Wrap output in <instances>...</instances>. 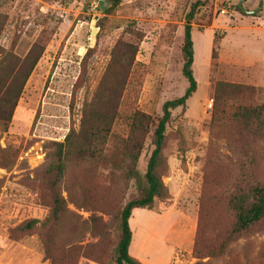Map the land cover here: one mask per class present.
<instances>
[{"label":"rangeland","instance_id":"374dc122","mask_svg":"<svg viewBox=\"0 0 264 264\" xmlns=\"http://www.w3.org/2000/svg\"><path fill=\"white\" fill-rule=\"evenodd\" d=\"M192 6L196 91L170 110L158 168L168 196L131 211L129 253L141 264H196L200 211L206 234L210 225L231 227L227 198L238 154L227 142L230 121L215 126L211 115L216 98L227 111L241 95L219 84L252 87L242 93L264 103V0H0V66L9 53L23 57L36 39L45 43L0 130V264L115 263L119 215L137 194L126 175L127 154L137 152L129 141L133 115L151 122L136 162L143 174L162 104L188 86L181 47ZM122 64L111 134L93 154L64 149L56 179L55 143L79 132L109 65L119 71ZM202 261L264 264V222Z\"/></svg>","mask_w":264,"mask_h":264},{"label":"trees","instance_id":"16d2710c","mask_svg":"<svg viewBox=\"0 0 264 264\" xmlns=\"http://www.w3.org/2000/svg\"><path fill=\"white\" fill-rule=\"evenodd\" d=\"M117 1L113 0V2ZM194 7L192 6L186 15L184 39L181 47L183 56L181 73L187 80L188 86L180 97L166 100L162 104V114L153 125L152 149L143 174L136 169V162L142 148L143 134L147 130V125H151V122H149V116L145 113L136 112L133 115L130 129L133 138H129V141L133 142L137 152L127 154L130 165L127 167L126 175L134 180L137 194L126 202L119 215L120 234L116 244L114 264H141L129 253L132 233L128 220L131 211L135 208L151 209L156 200L168 196V189L161 180L158 168L164 162L162 153L166 139L164 132L170 120V110L179 106L183 107L186 100L196 91V80L192 71L195 51L190 25ZM44 48L45 43L42 42L41 38H38L31 44L23 57L9 53L3 58V61L9 63L6 66H0L1 131L7 130L23 86L42 55ZM121 61L122 59H119L117 63L120 64ZM128 64L129 60L126 66ZM118 68L119 71L109 65L107 75L103 78L96 92L92 108L85 109L83 113L79 132L74 134L70 131L63 142L55 143L59 148V163L52 170L56 179L60 178L63 172L61 161L64 149L70 150L74 145L73 149L80 155L93 154L91 148H97L111 134L116 115L115 103L124 87V75L121 71H126L123 64L121 68ZM219 86L241 91L236 105L227 111L222 107L219 99L216 98L211 115L212 123L215 126H224L230 121L232 130L227 142L229 147L238 154L237 171L234 175L235 183L232 187V193L227 198L229 208L233 213V222L229 229H217L210 225L206 234L203 212L200 211L196 239L193 244V254L200 260L196 264H208L203 263L202 259L220 255L231 243L239 237L249 235L256 226L264 222V103H256L246 92L242 93L247 90L254 91L252 87L228 84H219ZM137 135H140V137ZM76 136L78 142L74 143L73 138ZM212 172L219 179L225 177L224 173L222 174L218 170ZM29 224L28 226H30ZM258 258H262V255L260 254Z\"/></svg>","mask_w":264,"mask_h":264},{"label":"water","instance_id":"95a60500","mask_svg":"<svg viewBox=\"0 0 264 264\" xmlns=\"http://www.w3.org/2000/svg\"><path fill=\"white\" fill-rule=\"evenodd\" d=\"M239 7H240V9L242 10V11H244L245 13H249V14H251V13H254V10H248V9H244L241 5H240V3H239V5H238Z\"/></svg>","mask_w":264,"mask_h":264},{"label":"crops","instance_id":"0c3cea01","mask_svg":"<svg viewBox=\"0 0 264 264\" xmlns=\"http://www.w3.org/2000/svg\"><path fill=\"white\" fill-rule=\"evenodd\" d=\"M194 62H195V60H194Z\"/></svg>","mask_w":264,"mask_h":264}]
</instances>
